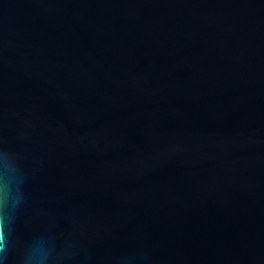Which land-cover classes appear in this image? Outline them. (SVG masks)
<instances>
[{"label":"water","instance_id":"1","mask_svg":"<svg viewBox=\"0 0 264 264\" xmlns=\"http://www.w3.org/2000/svg\"><path fill=\"white\" fill-rule=\"evenodd\" d=\"M0 264H264V0H0Z\"/></svg>","mask_w":264,"mask_h":264}]
</instances>
